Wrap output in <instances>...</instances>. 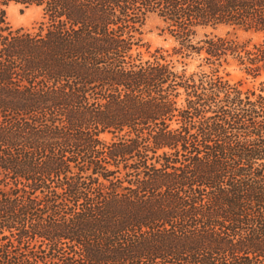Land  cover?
<instances>
[{
	"label": "trees",
	"instance_id": "trees-1",
	"mask_svg": "<svg viewBox=\"0 0 264 264\" xmlns=\"http://www.w3.org/2000/svg\"><path fill=\"white\" fill-rule=\"evenodd\" d=\"M229 65L264 73V0H0V264H264V81Z\"/></svg>",
	"mask_w": 264,
	"mask_h": 264
},
{
	"label": "rangeland",
	"instance_id": "rangeland-1",
	"mask_svg": "<svg viewBox=\"0 0 264 264\" xmlns=\"http://www.w3.org/2000/svg\"><path fill=\"white\" fill-rule=\"evenodd\" d=\"M41 14V9L36 7L25 8L21 5L11 4L6 8L7 22L12 30L31 29L36 27L37 23L41 20ZM163 27V23L155 16H150L145 21V24L142 28L143 40L148 45L151 52L157 48L169 50L173 45V42L168 37L167 33L162 32ZM204 33L215 36H224L227 33H235L240 39L248 38V36L241 31H234V29L229 27L219 26L215 29L208 28L204 31H201L197 39L202 38ZM255 41L256 38L253 37V42ZM197 63L198 60L196 58L192 60L187 66V71L190 72L194 70ZM225 72L228 74V77L232 82H242L243 88H256L261 81H264V73H262L257 78H251L246 76L235 65L227 66Z\"/></svg>",
	"mask_w": 264,
	"mask_h": 264
}]
</instances>
